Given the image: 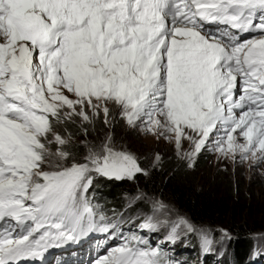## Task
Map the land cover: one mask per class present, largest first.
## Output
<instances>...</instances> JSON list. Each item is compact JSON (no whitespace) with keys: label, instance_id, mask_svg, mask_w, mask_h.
Segmentation results:
<instances>
[{"label":"snow or ice","instance_id":"1","mask_svg":"<svg viewBox=\"0 0 264 264\" xmlns=\"http://www.w3.org/2000/svg\"><path fill=\"white\" fill-rule=\"evenodd\" d=\"M210 23L224 30L206 31ZM250 32L258 38L243 40ZM109 104L177 149L211 142L225 157L264 162V0H0V264L97 227L115 233L102 214L96 224L94 178L146 170L111 132L82 140L78 158L56 130L101 115L107 126ZM166 210L154 202L140 227L167 226L156 215ZM187 231L211 251L210 230ZM166 239H180L175 226ZM166 255L132 235L95 264H166Z\"/></svg>","mask_w":264,"mask_h":264},{"label":"rangeland","instance_id":"2","mask_svg":"<svg viewBox=\"0 0 264 264\" xmlns=\"http://www.w3.org/2000/svg\"><path fill=\"white\" fill-rule=\"evenodd\" d=\"M258 38L259 35H256ZM110 116L109 124L106 126L103 122L104 118L101 115L96 118L92 124L82 123L80 120L75 122L61 123L56 126V130L70 139L67 148L75 150L79 148L82 155L74 153L78 158L82 157L85 153V149L81 146V141L85 138L88 141L99 142L105 134L111 132L115 138V144L117 148H123L138 158V163L141 168L148 173L153 167H157L163 162H167L169 159L172 161H179L186 164L187 172L192 175L195 182L199 186H205L212 190L228 191L233 190L235 198L240 203L244 201L253 204L250 215H242L241 221H248L250 228L256 229L252 233V237L259 242H263V245L256 244V250L253 256H256V264H264V162L259 163L258 166H254V162L249 158L246 160L232 159L231 157H225L217 151L214 145L209 142L199 153L193 152L192 145L188 141L182 142V148L177 149L174 146V142L157 134L142 130V127H130L126 124L125 120L119 114L118 106L109 104ZM72 126L75 128L77 134L72 133V130L67 128ZM84 128L88 129L87 137L84 134ZM80 129V132L78 130ZM216 137H213L215 140ZM243 142V141H241ZM52 151L55 152L57 145L53 143L51 145ZM72 152V151H71ZM100 178H106L103 176H96ZM95 179V178H94ZM109 179V178H106ZM95 181L94 183H97ZM139 195L135 197H125L124 202L126 206L124 209L119 210V213L125 212L128 205H131L135 201H142L150 206H153L154 202H162L166 206L164 215L156 213L161 220H167L170 223L167 226L160 227L153 230L159 240L165 239L168 245L172 242L166 239L171 228L175 226L176 231L180 234V239L176 240V243L180 245L178 249H181L185 241H188L190 236L187 231V224H191L187 217L181 213L171 199L165 195L163 197H147L142 198ZM141 205V203L139 202ZM138 205V204H137ZM138 212V211H137ZM147 211L141 210L137 214H141V222L143 223L145 216H152L151 214H145ZM182 221H187V224ZM238 221V220H237ZM200 229L210 230V237L214 240L211 251L214 254L220 253L226 250L225 244L228 240L225 238V233L228 237V230L223 223H216L214 226L201 227ZM143 235L147 234L144 230ZM199 238V237H198ZM199 246H201L200 239H198ZM189 253H193L191 249H188ZM226 252V251H225ZM225 252L222 254L224 258ZM106 255L105 253H103ZM228 256V255H227ZM255 258V259H256ZM262 261V262H260ZM260 262V263H259Z\"/></svg>","mask_w":264,"mask_h":264},{"label":"trees","instance_id":"3","mask_svg":"<svg viewBox=\"0 0 264 264\" xmlns=\"http://www.w3.org/2000/svg\"><path fill=\"white\" fill-rule=\"evenodd\" d=\"M72 133L74 127L67 126ZM80 132V129L78 130ZM71 151L82 155L79 148ZM68 150H70L68 148ZM92 188L89 190L91 199L96 204L106 209L107 214H114L126 222L133 225L140 222L141 214L139 211H147L145 214H151L153 206L142 201H135L125 209L122 214L119 210L126 206L125 197H163L167 195L174 203L176 208L183 213L187 219L197 228L214 226L216 223H223L228 230L227 242L224 243L226 250L217 253L222 256L225 264H247L251 260L256 244L263 245L252 237L256 229L250 228L248 221H241L242 215H250L253 204L244 201L240 203L235 198L234 191H217L205 186L196 184L192 175L187 172L186 164L169 159L157 167H153L146 175L137 174L134 180L106 179L95 177ZM138 204V205H137ZM138 211V212H137ZM238 220V221H237ZM188 247L194 250L198 245V235L189 234ZM259 242V243H258ZM228 255V256H227Z\"/></svg>","mask_w":264,"mask_h":264}]
</instances>
